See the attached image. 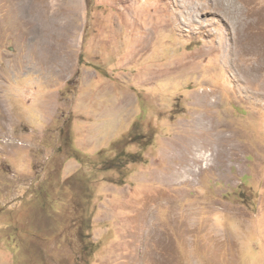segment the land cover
Instances as JSON below:
<instances>
[{
	"label": "rangeland",
	"instance_id": "rangeland-1",
	"mask_svg": "<svg viewBox=\"0 0 264 264\" xmlns=\"http://www.w3.org/2000/svg\"><path fill=\"white\" fill-rule=\"evenodd\" d=\"M214 1L0 0V264H264V0Z\"/></svg>",
	"mask_w": 264,
	"mask_h": 264
},
{
	"label": "bare ground",
	"instance_id": "bare-ground-1",
	"mask_svg": "<svg viewBox=\"0 0 264 264\" xmlns=\"http://www.w3.org/2000/svg\"><path fill=\"white\" fill-rule=\"evenodd\" d=\"M182 2V1H181ZM183 2L185 3V0H183ZM217 3V4H216ZM63 6V5H62ZM183 6H184V4H183ZM185 6H186V4H185ZM214 6L215 7H217V8H220L219 10H221L222 8H225V11H226V16H228V15H230L231 13H232V11H239V13L240 14H242L243 13V10H239V8L238 7H236V4L235 3H233L232 2V0L230 1V4H228V5H225L224 3L221 5V2L218 0L217 2H215L214 1ZM55 9V8H54ZM182 10H183V7H182ZM218 10V9H217ZM223 10V9H222ZM55 11V10H54ZM57 11V10H56ZM182 13H183V11H182ZM53 14H54V12H53ZM186 15L187 16H189V14L188 13H186ZM232 16V15H231ZM48 21H50V18H49V20ZM184 21H185V23L187 22V23H190L191 21L189 20V19H184ZM242 21V20H241ZM49 26H50V24H49ZM55 26H58V25H55ZM70 28V27H69ZM230 39H231V37H230ZM235 43H236V41H235ZM48 46V45H47ZM51 46V45H50ZM49 46V47H50ZM50 51V50H49ZM261 54H264V51L263 52H261ZM257 65L259 66V68L264 72V57H260L259 58V60L257 61Z\"/></svg>",
	"mask_w": 264,
	"mask_h": 264
},
{
	"label": "crops",
	"instance_id": "crops-1",
	"mask_svg": "<svg viewBox=\"0 0 264 264\" xmlns=\"http://www.w3.org/2000/svg\"><path fill=\"white\" fill-rule=\"evenodd\" d=\"M69 19H67V17H63L62 19H60V24L58 26H73L72 23L69 24L68 22ZM49 25V24H48Z\"/></svg>",
	"mask_w": 264,
	"mask_h": 264
}]
</instances>
